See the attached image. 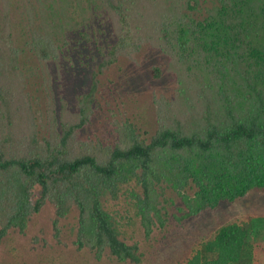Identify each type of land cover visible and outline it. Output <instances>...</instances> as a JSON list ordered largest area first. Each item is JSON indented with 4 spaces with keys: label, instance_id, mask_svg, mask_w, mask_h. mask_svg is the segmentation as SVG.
<instances>
[{
    "label": "trees",
    "instance_id": "trees-1",
    "mask_svg": "<svg viewBox=\"0 0 264 264\" xmlns=\"http://www.w3.org/2000/svg\"><path fill=\"white\" fill-rule=\"evenodd\" d=\"M1 1L0 241L11 231L26 235L51 203L56 238L63 221L75 216L78 251L144 264V243L160 232L168 237L174 222L184 225L264 190V0H213L212 6L211 0H26L27 45L41 64L59 63L60 42L89 27L91 13L115 38L100 43L82 33L102 57L92 85L76 95L73 109L65 100L58 109L50 92L44 110L43 97L30 89L33 75L21 66L11 0ZM146 43L166 55L178 86L173 99L154 97L156 131L150 135L115 114L109 124L115 140L82 137L105 110L101 77L122 71L123 59ZM153 70L160 78L162 68ZM263 250L232 222L172 264H257Z\"/></svg>",
    "mask_w": 264,
    "mask_h": 264
},
{
    "label": "rangeland",
    "instance_id": "rangeland-1",
    "mask_svg": "<svg viewBox=\"0 0 264 264\" xmlns=\"http://www.w3.org/2000/svg\"><path fill=\"white\" fill-rule=\"evenodd\" d=\"M32 2L35 3L36 0ZM211 2L213 3L209 6L215 5L216 1ZM25 4L26 0H11L10 9L16 43L24 50L21 66L27 74L33 75L30 89L36 98L43 97V110L47 105L46 96L50 92L58 109L64 100L73 109L76 95L88 91L92 85L93 73L102 61L95 41L90 43L83 38L82 33L88 31L92 38L97 35L100 43H113L115 38L112 28L103 24L95 13H91L93 20L89 27H83L82 31L72 30L60 42L64 50L59 63L52 61L41 64L27 45L29 33ZM3 5L0 0V6ZM121 66L122 71L114 68L101 77L100 96L105 110L97 113L91 127L87 126L82 130V137L84 134H99L102 137H111V141L115 140L116 137L110 129L115 114L122 115L119 121L133 119L144 132L146 130L151 135L157 129L155 95L169 99L176 97L178 86L168 71L167 57L154 45L146 43L133 58H124ZM156 66L162 68L160 78L154 77L153 68ZM122 97L125 98L128 108L122 105ZM136 102L139 103L138 108ZM44 118L46 120L45 115ZM124 203L126 202L123 201ZM54 216L55 207L48 203L42 213L33 219L26 235L11 231L3 238L0 241V264H120L108 258L100 260L89 250L78 251L75 245L78 220L75 216L63 221V232L60 238H56ZM207 218L215 220V225L206 226ZM232 222H238L250 231V240L255 248L260 246L259 243H264V190H251L245 198L235 203H224L219 211L211 212V215L200 219L192 218L184 225L174 222L168 231V237L166 233L160 232L157 241L144 243V264H172L178 255L190 256L200 250L205 240L213 237L220 226ZM260 247L264 249V244ZM260 255H264V250Z\"/></svg>",
    "mask_w": 264,
    "mask_h": 264
},
{
    "label": "crops",
    "instance_id": "crops-1",
    "mask_svg": "<svg viewBox=\"0 0 264 264\" xmlns=\"http://www.w3.org/2000/svg\"><path fill=\"white\" fill-rule=\"evenodd\" d=\"M261 240V239H260ZM261 249V247L260 246H257L256 247V250H260ZM257 264H264V262H262V263H257Z\"/></svg>",
    "mask_w": 264,
    "mask_h": 264
}]
</instances>
